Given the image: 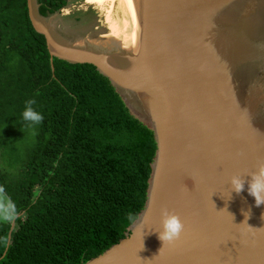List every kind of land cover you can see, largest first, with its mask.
<instances>
[{"label":"water","instance_id":"water-1","mask_svg":"<svg viewBox=\"0 0 264 264\" xmlns=\"http://www.w3.org/2000/svg\"><path fill=\"white\" fill-rule=\"evenodd\" d=\"M26 3L51 61L93 64L156 140L143 208L81 264H264V203L247 192L264 163V0ZM162 209L184 225L164 246Z\"/></svg>","mask_w":264,"mask_h":264},{"label":"trees","instance_id":"trees-1","mask_svg":"<svg viewBox=\"0 0 264 264\" xmlns=\"http://www.w3.org/2000/svg\"><path fill=\"white\" fill-rule=\"evenodd\" d=\"M38 1L48 16L69 0ZM28 99L42 120L19 158L7 141L27 125ZM0 116L14 121L0 159L15 166L0 170L11 209L0 215V264H81L124 237L144 206L154 133L93 64L51 61L26 0H0Z\"/></svg>","mask_w":264,"mask_h":264},{"label":"clouds","instance_id":"clouds-1","mask_svg":"<svg viewBox=\"0 0 264 264\" xmlns=\"http://www.w3.org/2000/svg\"><path fill=\"white\" fill-rule=\"evenodd\" d=\"M34 103L35 101L32 99L26 100L25 107L21 113L22 120L26 122L29 127L38 124L42 120L41 113L34 110L32 107ZM249 176L251 179L247 182V192L254 198L255 205L259 206L264 203V163H259L256 171L251 172ZM229 185L230 197L232 192L239 194L244 189L245 180L241 177V175L235 174L230 177ZM243 215L246 219L249 216V212L244 211ZM128 219L130 221H135L136 217L129 214ZM183 227V222L177 214L169 212L166 209H162L159 228L158 230H155V232L157 233V238L162 241L164 246L165 243H171L178 238L183 230Z\"/></svg>","mask_w":264,"mask_h":264},{"label":"rangeland","instance_id":"rangeland-1","mask_svg":"<svg viewBox=\"0 0 264 264\" xmlns=\"http://www.w3.org/2000/svg\"><path fill=\"white\" fill-rule=\"evenodd\" d=\"M76 1L78 0H69L68 4L65 7L61 8L59 11H57L55 15L61 14L70 4ZM13 123L14 121L10 122L7 119L2 120V117L0 116V134L10 129L11 124ZM35 137H36L35 125H32L31 127L26 125L25 127L18 129L15 133V136L7 141L8 147L13 150L10 151L8 149V153L17 155V157L19 158H23V156L26 154L28 149L34 145ZM2 161L4 162V165ZM0 170L14 172L15 166H13V164L10 163L8 156H6L5 160L0 159ZM10 212H11L10 201L8 200L5 193L2 190H0V215L6 213L7 216L10 217ZM3 220H5L4 216L0 218V221Z\"/></svg>","mask_w":264,"mask_h":264},{"label":"crops","instance_id":"crops-1","mask_svg":"<svg viewBox=\"0 0 264 264\" xmlns=\"http://www.w3.org/2000/svg\"><path fill=\"white\" fill-rule=\"evenodd\" d=\"M12 220H14V219L12 218Z\"/></svg>","mask_w":264,"mask_h":264}]
</instances>
